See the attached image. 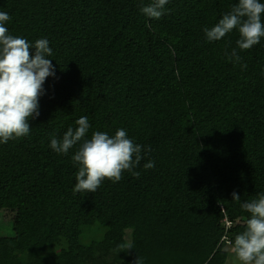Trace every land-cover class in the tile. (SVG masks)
<instances>
[{
  "label": "trees",
  "instance_id": "1",
  "mask_svg": "<svg viewBox=\"0 0 264 264\" xmlns=\"http://www.w3.org/2000/svg\"><path fill=\"white\" fill-rule=\"evenodd\" d=\"M237 2L169 0L157 20L140 12L151 0H0L9 33L47 39L55 69L29 134L0 143V208L14 212L0 264H227L225 242L250 218L241 204L264 193V37L234 62L238 30L203 31ZM81 116L86 138L122 128L142 146L138 178L73 192L78 145L58 154L50 140ZM95 223L103 237L81 243Z\"/></svg>",
  "mask_w": 264,
  "mask_h": 264
},
{
  "label": "clouds",
  "instance_id": "2",
  "mask_svg": "<svg viewBox=\"0 0 264 264\" xmlns=\"http://www.w3.org/2000/svg\"><path fill=\"white\" fill-rule=\"evenodd\" d=\"M168 2L151 0V3L140 7V12L158 20L164 15ZM262 14L264 3L260 0H238L214 26L205 27L203 31L206 39L212 42L234 29L238 30L237 47L226 55L230 61L240 62L237 49H251L264 37ZM9 19L7 12L0 11V143L29 134V119L40 115L39 98L44 93L43 84L46 78L55 75L54 66L48 58L52 55L49 41L41 38L30 43L21 36L10 34L5 26ZM32 49L34 52L30 51ZM75 124L78 127H69L62 139L50 140V148L58 154H67L78 145L72 156L73 162L79 165L74 193H94L105 180L119 182L125 171L139 177V172L134 169L143 159L142 146L134 143L125 129H117L112 136L94 131L90 138H86L90 128L88 118L81 116ZM150 150V147L146 149ZM154 166L151 160L143 165L145 169ZM232 197L233 200H240L235 192ZM241 208L250 214V218L246 221L245 230L235 236L232 252L239 264H264V193L243 202ZM134 264H141L138 256Z\"/></svg>",
  "mask_w": 264,
  "mask_h": 264
},
{
  "label": "rangeland",
  "instance_id": "3",
  "mask_svg": "<svg viewBox=\"0 0 264 264\" xmlns=\"http://www.w3.org/2000/svg\"><path fill=\"white\" fill-rule=\"evenodd\" d=\"M14 212L9 208H0V236H12ZM105 232V227L99 223H95L91 230L85 231L80 235V242L87 244L92 240H100ZM130 241L129 230L125 231L123 245H128ZM232 244L230 241L225 242L224 249L228 252L227 264H239L234 253L232 252ZM63 245L48 246L41 254L50 255L60 252ZM66 246V244H64ZM35 257V252L28 246H24L19 251L18 258L22 261H32Z\"/></svg>",
  "mask_w": 264,
  "mask_h": 264
},
{
  "label": "built area",
  "instance_id": "4",
  "mask_svg": "<svg viewBox=\"0 0 264 264\" xmlns=\"http://www.w3.org/2000/svg\"><path fill=\"white\" fill-rule=\"evenodd\" d=\"M222 223L224 224L225 227H228L229 221L226 216L222 218Z\"/></svg>",
  "mask_w": 264,
  "mask_h": 264
}]
</instances>
